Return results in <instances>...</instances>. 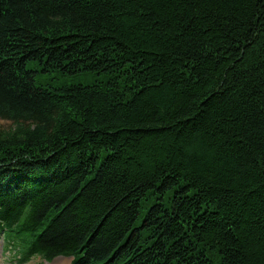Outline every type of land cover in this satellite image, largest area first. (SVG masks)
<instances>
[{"label":"trees","instance_id":"obj_1","mask_svg":"<svg viewBox=\"0 0 264 264\" xmlns=\"http://www.w3.org/2000/svg\"><path fill=\"white\" fill-rule=\"evenodd\" d=\"M0 117L21 261L264 264V0H0Z\"/></svg>","mask_w":264,"mask_h":264},{"label":"rangeland","instance_id":"obj_2","mask_svg":"<svg viewBox=\"0 0 264 264\" xmlns=\"http://www.w3.org/2000/svg\"><path fill=\"white\" fill-rule=\"evenodd\" d=\"M32 68H36L35 65L32 66ZM39 69V68H36ZM53 77V78H52ZM61 78L57 77V73H47L44 71H39L36 77V84L37 86L40 85H49L47 82L51 83L55 87H59V85H63L60 82ZM67 83H76L78 81H81L76 78H67L66 79ZM11 129H15L14 123L12 120L2 118L0 117V130L4 131L5 133L10 132ZM62 260H65L67 264H71V258H62ZM51 264V263H44L41 261L40 258H36L34 261L28 264ZM0 264H14V262L9 259V252L5 250L2 239L0 238ZM56 264V263H55Z\"/></svg>","mask_w":264,"mask_h":264},{"label":"bare ground","instance_id":"obj_3","mask_svg":"<svg viewBox=\"0 0 264 264\" xmlns=\"http://www.w3.org/2000/svg\"><path fill=\"white\" fill-rule=\"evenodd\" d=\"M58 256H59V255H58ZM61 259H62V258H60V259L58 258V261H57L56 264H67V262H66L65 260H62V261H61Z\"/></svg>","mask_w":264,"mask_h":264}]
</instances>
